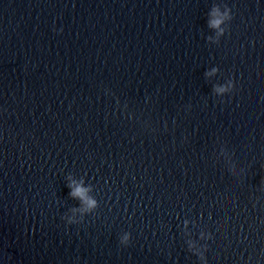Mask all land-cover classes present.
<instances>
[{
	"label": "water",
	"instance_id": "water-1",
	"mask_svg": "<svg viewBox=\"0 0 264 264\" xmlns=\"http://www.w3.org/2000/svg\"><path fill=\"white\" fill-rule=\"evenodd\" d=\"M0 264H264V0H0Z\"/></svg>",
	"mask_w": 264,
	"mask_h": 264
},
{
	"label": "clouds",
	"instance_id": "clouds-1",
	"mask_svg": "<svg viewBox=\"0 0 264 264\" xmlns=\"http://www.w3.org/2000/svg\"><path fill=\"white\" fill-rule=\"evenodd\" d=\"M213 15H217L216 11L214 10L213 12ZM222 17L219 18V19H214L210 22V27H213V28H216L218 27L221 23H222ZM213 71H215V69H213ZM219 91H223V89H219ZM69 187L71 188L72 185H69ZM84 192L85 190L79 186L75 187L70 195L73 196V197H79V198H82L84 197ZM87 204H88V207H93L95 205V201L93 200H87Z\"/></svg>",
	"mask_w": 264,
	"mask_h": 264
}]
</instances>
